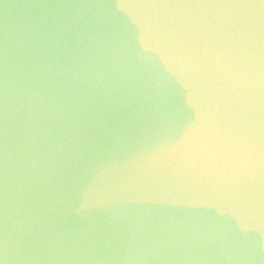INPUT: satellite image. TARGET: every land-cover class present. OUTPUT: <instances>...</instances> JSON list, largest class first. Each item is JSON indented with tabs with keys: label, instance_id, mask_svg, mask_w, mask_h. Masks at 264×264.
<instances>
[{
	"label": "clouds",
	"instance_id": "obj_1",
	"mask_svg": "<svg viewBox=\"0 0 264 264\" xmlns=\"http://www.w3.org/2000/svg\"><path fill=\"white\" fill-rule=\"evenodd\" d=\"M0 264H264V0H0Z\"/></svg>",
	"mask_w": 264,
	"mask_h": 264
}]
</instances>
